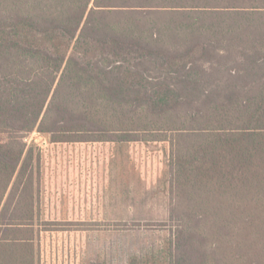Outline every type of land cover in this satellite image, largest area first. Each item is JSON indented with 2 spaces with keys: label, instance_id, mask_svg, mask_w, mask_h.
<instances>
[{
  "label": "trees",
  "instance_id": "16d2710c",
  "mask_svg": "<svg viewBox=\"0 0 264 264\" xmlns=\"http://www.w3.org/2000/svg\"><path fill=\"white\" fill-rule=\"evenodd\" d=\"M217 56L218 70L200 63ZM34 130L169 141L173 190L212 212L219 264H264V0H0V255L11 248L10 264H38L24 141ZM200 217L169 245L176 264L208 263Z\"/></svg>",
  "mask_w": 264,
  "mask_h": 264
},
{
  "label": "rangeland",
  "instance_id": "374dc122",
  "mask_svg": "<svg viewBox=\"0 0 264 264\" xmlns=\"http://www.w3.org/2000/svg\"><path fill=\"white\" fill-rule=\"evenodd\" d=\"M215 58L212 66L206 60L200 63L218 70L221 64ZM57 74L47 104L62 71ZM206 95L200 94L201 99ZM52 139L38 130L24 136L33 147L35 181L34 225L26 236L31 234L29 249L38 264H176L168 247L188 217L198 215L199 230L210 236L207 264H219V244L212 239L219 229L208 218L212 212L196 213L173 190L169 141ZM10 249H2L0 264H10Z\"/></svg>",
  "mask_w": 264,
  "mask_h": 264
}]
</instances>
